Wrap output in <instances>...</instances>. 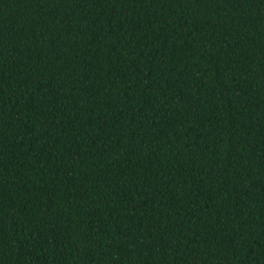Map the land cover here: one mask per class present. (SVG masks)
<instances>
[{"label": "trees", "instance_id": "trees-1", "mask_svg": "<svg viewBox=\"0 0 264 264\" xmlns=\"http://www.w3.org/2000/svg\"><path fill=\"white\" fill-rule=\"evenodd\" d=\"M0 264H264V0H0Z\"/></svg>", "mask_w": 264, "mask_h": 264}]
</instances>
